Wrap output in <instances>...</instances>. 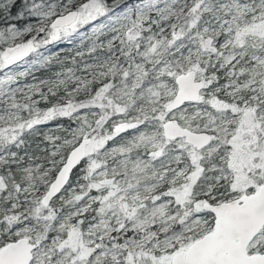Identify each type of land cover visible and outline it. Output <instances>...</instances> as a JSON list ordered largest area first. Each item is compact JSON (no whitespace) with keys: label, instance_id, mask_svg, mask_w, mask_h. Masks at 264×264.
I'll list each match as a JSON object with an SVG mask.
<instances>
[{"label":"snow or ice","instance_id":"6c2138e0","mask_svg":"<svg viewBox=\"0 0 264 264\" xmlns=\"http://www.w3.org/2000/svg\"><path fill=\"white\" fill-rule=\"evenodd\" d=\"M0 264H264V0H0Z\"/></svg>","mask_w":264,"mask_h":264},{"label":"rangeland","instance_id":"374dc122","mask_svg":"<svg viewBox=\"0 0 264 264\" xmlns=\"http://www.w3.org/2000/svg\"><path fill=\"white\" fill-rule=\"evenodd\" d=\"M60 47L63 48L64 50H67V48L70 46L65 44V45H61Z\"/></svg>","mask_w":264,"mask_h":264}]
</instances>
